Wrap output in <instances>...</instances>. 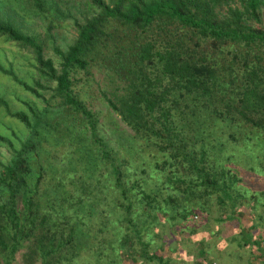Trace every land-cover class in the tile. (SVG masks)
Instances as JSON below:
<instances>
[{
    "label": "trees",
    "instance_id": "1",
    "mask_svg": "<svg viewBox=\"0 0 264 264\" xmlns=\"http://www.w3.org/2000/svg\"><path fill=\"white\" fill-rule=\"evenodd\" d=\"M77 1L64 49L0 18L38 101L0 97L25 130L0 133V264H264V0Z\"/></svg>",
    "mask_w": 264,
    "mask_h": 264
},
{
    "label": "rangeland",
    "instance_id": "2",
    "mask_svg": "<svg viewBox=\"0 0 264 264\" xmlns=\"http://www.w3.org/2000/svg\"><path fill=\"white\" fill-rule=\"evenodd\" d=\"M59 1L61 8L68 10L64 11V13L68 12V15L65 14L62 16V19L58 20L60 22L54 21L57 19H54L51 14H54V11H56V4L54 3L51 6H47L46 4L44 5V2H47V0H43V7L45 8L43 13H38L37 11L32 13L30 9L31 6H29L28 3H25V0H0V18L5 21H10V24L13 26L18 25L22 32L38 38H43L45 35L44 33H49L51 40L53 41V45L60 49H64V47L71 42L75 35V30L72 25V17L78 19L80 17V11L83 8L77 0ZM49 2L53 3L52 0H49ZM9 15L12 17L14 15V20H11ZM260 17V24L264 26V8H261ZM51 21H53L56 25H53ZM48 24L52 26L49 28V32L47 33L45 30L47 29ZM51 40L48 38V45L43 48V55L46 58H50L54 66L57 68L58 57L51 49ZM90 71L94 81L91 83V87H89V89L87 87L89 98H86L85 101L86 104L94 110L102 109L103 101L99 97V88L97 89V85L102 87L100 86L102 83V72L97 70L95 67H91ZM36 75L35 63L29 48L26 45L9 40L5 36L0 35V97L6 100L10 111H25L27 103L29 104L30 102H34L37 104L38 101L35 100L33 95L24 90L20 85V82L30 85L32 80L36 78ZM76 75L79 77L76 87H80L81 84L87 82L82 72H78ZM17 81H19V83ZM90 93L92 94L91 103ZM44 94L47 96L46 93ZM2 132L13 140L12 143L14 147H17L18 143L25 134V130H23L21 124L17 123L13 117L5 114L0 108V133ZM8 157L9 150L0 144V161L3 162ZM247 221L248 219L246 217L243 216L241 218V223H245ZM201 232H199L195 237L199 238L201 236ZM190 239L193 241L194 236H191ZM222 241L221 237H215L213 241L210 240V246H212V243L215 242L216 246L221 248L224 246ZM187 245L188 246H186L185 249H191V243L189 242ZM21 252L22 250H19L15 253L12 264H21ZM187 256L190 255L188 254ZM187 260H189V258Z\"/></svg>",
    "mask_w": 264,
    "mask_h": 264
}]
</instances>
